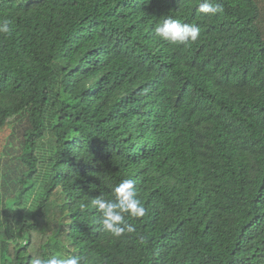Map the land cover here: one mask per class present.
I'll list each match as a JSON object with an SVG mask.
<instances>
[{"label": "trees", "instance_id": "16d2710c", "mask_svg": "<svg viewBox=\"0 0 264 264\" xmlns=\"http://www.w3.org/2000/svg\"><path fill=\"white\" fill-rule=\"evenodd\" d=\"M201 2L0 0V264H264L260 7ZM124 179L145 215L115 237L92 201Z\"/></svg>", "mask_w": 264, "mask_h": 264}, {"label": "clouds", "instance_id": "9594fccd", "mask_svg": "<svg viewBox=\"0 0 264 264\" xmlns=\"http://www.w3.org/2000/svg\"><path fill=\"white\" fill-rule=\"evenodd\" d=\"M198 11L204 14L215 15L222 11L219 4L203 0L198 6ZM11 31L10 21L0 20V34H9ZM155 35L173 44H187L195 42L199 35V27L187 23H181L175 19H165L156 27ZM114 199L107 200L97 196L92 203L100 213V225L103 231L115 237L122 236L125 232H134V227L127 223L125 216L141 218L145 215V208L137 198V190L133 179H124L113 190ZM31 264H82L81 257L72 255L67 258L51 256L47 259L34 256Z\"/></svg>", "mask_w": 264, "mask_h": 264}, {"label": "rangeland", "instance_id": "374dc122", "mask_svg": "<svg viewBox=\"0 0 264 264\" xmlns=\"http://www.w3.org/2000/svg\"><path fill=\"white\" fill-rule=\"evenodd\" d=\"M18 1H27V0H18ZM257 3L260 7V16H259V25L261 27V29L264 31V0H257ZM8 128H5L4 130L0 131V150L2 149V145L4 144L5 138L8 134ZM43 144L39 145L40 148V160H41V168H40V176L42 177L44 175V170H45V157H46V153H47V149L49 148L48 144H47V140L44 139ZM35 194H31L30 196L27 197L26 202H25V206L26 207H32L33 204V198H35ZM25 207V208H26Z\"/></svg>", "mask_w": 264, "mask_h": 264}]
</instances>
